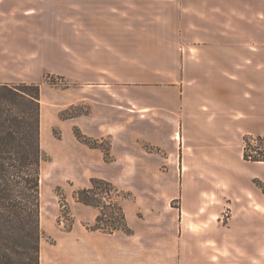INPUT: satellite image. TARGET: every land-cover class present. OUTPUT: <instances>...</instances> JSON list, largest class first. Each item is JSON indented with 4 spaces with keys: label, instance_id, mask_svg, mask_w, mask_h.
<instances>
[{
    "label": "crops",
    "instance_id": "0c3cea01",
    "mask_svg": "<svg viewBox=\"0 0 264 264\" xmlns=\"http://www.w3.org/2000/svg\"><path fill=\"white\" fill-rule=\"evenodd\" d=\"M255 2L0 0V83L64 76L62 105H87L72 118L83 132L114 147L118 125L174 161L120 167L135 174L119 186L126 231L94 228V211L41 219L39 264H264V162L241 148L264 135Z\"/></svg>",
    "mask_w": 264,
    "mask_h": 264
},
{
    "label": "rangeland",
    "instance_id": "374dc122",
    "mask_svg": "<svg viewBox=\"0 0 264 264\" xmlns=\"http://www.w3.org/2000/svg\"><path fill=\"white\" fill-rule=\"evenodd\" d=\"M255 8L257 12H264V3L257 0ZM260 34L264 35V33ZM256 35H259L258 30H256ZM3 78L0 77V79ZM20 83H34L40 87L39 139L42 150V160L40 163V220L42 219L43 229L57 224L67 227L71 224L72 216L80 213L94 211L99 214L97 207L84 205L75 199L76 191L90 188V179L94 177L111 182L114 188L117 189L111 192V194H103L102 191L104 189L101 190L100 187L95 189V192H98L100 205L105 208V215L103 221L97 224L93 223V225L109 229V220L115 210L113 205H120L123 209L124 203L131 197L127 190L119 186L128 184L135 176L134 173L121 171L120 167L141 163L161 165L174 163L160 147L141 141L136 144L134 139L135 134L127 131L125 128L121 130V127L118 125L112 126L113 133L119 137V140L114 143V147H112L110 135L96 138L83 132L78 125L74 124L72 118L85 113L87 105H62L64 98L60 96V89L71 87L73 84L70 79L64 78L61 75L44 73L41 78L33 82L7 84ZM41 118L44 132L42 142ZM83 125L88 126L86 123H83ZM256 136L250 134L243 135L241 148L243 149L247 139H249L247 141L256 145ZM82 138L85 142H83ZM137 150L140 152L137 153ZM146 151L158 153V155L147 156L142 153ZM256 182L264 194V182L258 179H256ZM172 205L177 206L174 202H172ZM226 212L227 214L225 215ZM228 213L229 209L223 212L224 219L227 218ZM7 215H11L9 210H7ZM9 229L13 231L11 232L13 233V237H9V241H6L4 245L5 253H7L6 255L9 258L10 264H23L25 260L24 241L26 240L13 229ZM42 238L47 239V234L44 231Z\"/></svg>",
    "mask_w": 264,
    "mask_h": 264
},
{
    "label": "trees",
    "instance_id": "16d2710c",
    "mask_svg": "<svg viewBox=\"0 0 264 264\" xmlns=\"http://www.w3.org/2000/svg\"><path fill=\"white\" fill-rule=\"evenodd\" d=\"M39 100L38 84L0 83V264H10L4 249L8 238L13 237L9 228L26 240L23 264H39V244L43 236L40 227ZM255 139L256 145L246 140L243 159L264 162V135H257ZM90 183V188L76 191L75 199L99 209L97 224L104 220L105 208L100 205L95 189H104L103 194L117 189L102 178H91ZM113 208L109 229L128 230L122 207L113 205ZM7 210L11 215H7Z\"/></svg>",
    "mask_w": 264,
    "mask_h": 264
},
{
    "label": "bare ground",
    "instance_id": "6f19581e",
    "mask_svg": "<svg viewBox=\"0 0 264 264\" xmlns=\"http://www.w3.org/2000/svg\"><path fill=\"white\" fill-rule=\"evenodd\" d=\"M43 139H44V132H43V125H42V118H41V142Z\"/></svg>",
    "mask_w": 264,
    "mask_h": 264
},
{
    "label": "built area",
    "instance_id": "2783aa9c",
    "mask_svg": "<svg viewBox=\"0 0 264 264\" xmlns=\"http://www.w3.org/2000/svg\"><path fill=\"white\" fill-rule=\"evenodd\" d=\"M227 214V212L225 213V215Z\"/></svg>",
    "mask_w": 264,
    "mask_h": 264
}]
</instances>
